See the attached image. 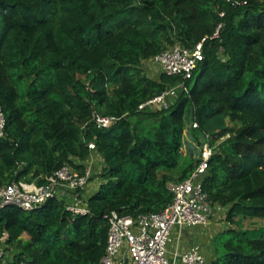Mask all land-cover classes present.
I'll return each instance as SVG.
<instances>
[{"label":"trees","instance_id":"obj_1","mask_svg":"<svg viewBox=\"0 0 264 264\" xmlns=\"http://www.w3.org/2000/svg\"><path fill=\"white\" fill-rule=\"evenodd\" d=\"M204 38L189 94L180 91L167 110L140 111L180 80L151 78L144 65ZM0 104V189H40L65 166L83 172L90 142L103 159L89 215L59 198L32 211L0 209V237L9 236L0 264H100L104 216L167 208L169 185L197 164L186 141L204 133L214 144L229 134L204 179L212 211L239 215L242 235L254 230L244 220L264 221V0H0ZM97 115L120 120L99 129ZM191 120L199 129L189 134ZM226 248L213 264H264V236Z\"/></svg>","mask_w":264,"mask_h":264},{"label":"built area","instance_id":"obj_2","mask_svg":"<svg viewBox=\"0 0 264 264\" xmlns=\"http://www.w3.org/2000/svg\"><path fill=\"white\" fill-rule=\"evenodd\" d=\"M217 36L218 33L215 34V37ZM206 39L192 48L175 44L149 61L158 66L162 73L180 80L141 104L140 111L167 110L180 91L189 94L187 82L193 78L194 72L205 59L203 50ZM119 120L120 118L115 116L95 117L99 129H106ZM6 125V117L0 104V138L5 136ZM198 129V122L191 120L186 132ZM228 137L229 134L214 144L212 137L204 133L198 137L199 141L194 140L195 144L191 142L192 154L197 162L195 170L187 179L169 185L174 199L163 211L138 217L121 215L116 211L106 214L104 218L109 224V231L100 264H171L168 247L172 242V231L207 225L210 222L212 207L204 188V179L216 147ZM88 146L92 160L94 154H97V147L94 142H90ZM93 175L94 170L90 165L85 166L83 172L65 166L53 176H49L48 183L37 190L27 191L16 183L9 184L0 189V209L14 205L25 211H32L43 206L48 200L59 198L65 201L66 210L72 214L89 215L88 202L82 196V191L88 187ZM68 199H72V202ZM8 237L7 233L0 237V248ZM177 260L181 264H210L198 245L175 253L173 264Z\"/></svg>","mask_w":264,"mask_h":264},{"label":"rangeland","instance_id":"obj_3","mask_svg":"<svg viewBox=\"0 0 264 264\" xmlns=\"http://www.w3.org/2000/svg\"><path fill=\"white\" fill-rule=\"evenodd\" d=\"M144 71L145 73L154 79H158L160 74H162V72L160 71V68L158 66H155L154 63L152 62H147V64L144 65ZM189 135V134H188ZM190 141L192 143L195 144L194 139H190ZM191 143V146H193V144ZM193 149V147H192ZM101 172V170H98V174ZM174 175L176 176V173H174ZM101 179H94L93 181H91L93 184H99V182H101L102 184V180ZM172 184V183H171ZM20 187L23 190H27V191H32L31 189H27L24 186ZM91 195H93L91 193ZM219 211V212H218ZM216 212V216L217 218H220L218 221H213L215 218L212 217L213 220H211L210 224H216L217 227L215 228L216 231H214V229L212 227H201L198 230L200 232V234H203V236H201V240H199V245L202 248V251L204 253V255H206V253L209 252V250H212L213 254L215 255V258H217L220 254H225L227 252V248H226V244L228 242H233L234 244H237L241 239H243L244 237H253V235L256 234V236H264V221H260L258 220L257 225L251 226V225H247V220L243 221V227L246 229H254L253 231H251L249 233V235H242L240 233L241 228L238 226V221L240 216L239 215H235L233 216L232 220H227V209L226 208H219ZM258 226H260L259 228H257ZM257 228V229H255ZM191 229V228H189ZM193 229V228H192ZM256 230V232H255ZM214 231V232H212ZM4 249L3 247L0 248V254H3ZM169 260L170 263L173 264V259L172 257L169 256ZM210 264H213L210 263Z\"/></svg>","mask_w":264,"mask_h":264},{"label":"crops","instance_id":"obj_4","mask_svg":"<svg viewBox=\"0 0 264 264\" xmlns=\"http://www.w3.org/2000/svg\"><path fill=\"white\" fill-rule=\"evenodd\" d=\"M190 134V133H189ZM193 139V138H192ZM186 142H189V144L191 145V141L188 138V140ZM84 166H91L92 169L94 170V172L96 174H98V170L101 169V166L103 165V159L100 158L97 154H94L93 159H89L86 162L82 163ZM101 181V180H100ZM101 182H99V184H93L92 182H90V184L88 185V187L83 191L82 196L84 197V199H88L89 197H91V193L94 194L96 191H98V189L100 188ZM27 189H31L33 190H37L35 185H30L27 187ZM69 202H72V199H68ZM218 210L212 211V216L210 219L214 220L213 221H218L220 218H217L216 216V212ZM219 212V211H218ZM212 217H214L212 219ZM207 224V225H201V227H212L214 229V231H216V224ZM200 229V226L194 227L193 229H174L172 231V242L169 244L168 247V254L170 257H172V259L174 260V255L175 253H181L183 251H186L190 248H192L193 246H200L199 245V240H201V236L204 237L203 234H200V232L198 231ZM212 231V232H214ZM202 241V240H201ZM206 258L208 260L209 263H212L216 258L215 255L213 254L212 250H209L208 253H206ZM174 262V261H173ZM174 264H181V262L179 260L175 261Z\"/></svg>","mask_w":264,"mask_h":264},{"label":"water","instance_id":"obj_5","mask_svg":"<svg viewBox=\"0 0 264 264\" xmlns=\"http://www.w3.org/2000/svg\"><path fill=\"white\" fill-rule=\"evenodd\" d=\"M137 5H138L137 2L135 1L134 4H133V6H137ZM48 178H49V177H48Z\"/></svg>","mask_w":264,"mask_h":264}]
</instances>
